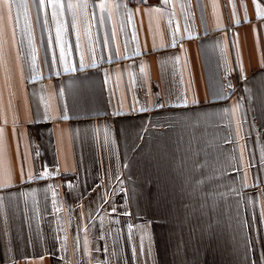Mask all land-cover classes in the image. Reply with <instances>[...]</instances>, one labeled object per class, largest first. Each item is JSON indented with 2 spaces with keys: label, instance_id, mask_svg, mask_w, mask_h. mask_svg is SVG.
Wrapping results in <instances>:
<instances>
[{
  "label": "crops",
  "instance_id": "obj_1",
  "mask_svg": "<svg viewBox=\"0 0 264 264\" xmlns=\"http://www.w3.org/2000/svg\"><path fill=\"white\" fill-rule=\"evenodd\" d=\"M178 263L264 264V0H0V264Z\"/></svg>",
  "mask_w": 264,
  "mask_h": 264
},
{
  "label": "snow or ice",
  "instance_id": "obj_2",
  "mask_svg": "<svg viewBox=\"0 0 264 264\" xmlns=\"http://www.w3.org/2000/svg\"><path fill=\"white\" fill-rule=\"evenodd\" d=\"M39 2H40L41 4H43V3H44V0H39ZM139 2H144V0H139ZM2 3H3V5H4L5 7H10V0H2ZM102 7H103V5H102ZM237 23H239V21H237ZM173 46H175V41H173ZM82 66H83V65H81V67H82ZM65 71H67V69H65ZM62 118H63V119H68L67 116H63ZM45 119H50V117H45ZM36 122H39V121H36ZM36 155H38V153H37ZM22 175H23V170H22ZM9 178H10V177H9ZM28 179H34V177L29 176ZM7 186H8L7 184L4 185V187H7ZM69 187H72V186L69 185ZM113 211H115V209H113ZM141 247L143 248V240L141 241Z\"/></svg>",
  "mask_w": 264,
  "mask_h": 264
},
{
  "label": "rangeland",
  "instance_id": "obj_3",
  "mask_svg": "<svg viewBox=\"0 0 264 264\" xmlns=\"http://www.w3.org/2000/svg\"><path fill=\"white\" fill-rule=\"evenodd\" d=\"M164 238V237H163ZM168 241V238L167 239H165L164 241H163V259H165V260H168L169 259V248H168V246L166 245V242ZM180 244V243H179ZM179 248H180V246H179ZM179 257V256H178ZM180 261V258H178V261L177 262H179ZM185 263V262H184ZM179 264V263H178Z\"/></svg>",
  "mask_w": 264,
  "mask_h": 264
}]
</instances>
